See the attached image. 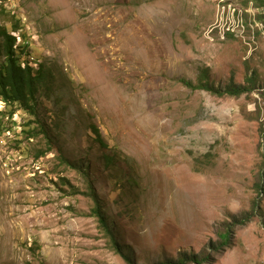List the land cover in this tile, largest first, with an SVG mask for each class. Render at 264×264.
Wrapping results in <instances>:
<instances>
[{
  "label": "rangeland",
  "instance_id": "rangeland-1",
  "mask_svg": "<svg viewBox=\"0 0 264 264\" xmlns=\"http://www.w3.org/2000/svg\"><path fill=\"white\" fill-rule=\"evenodd\" d=\"M1 29L48 75L35 114L0 110V264H126L87 185L137 264L211 251L227 226L207 264H264L260 0H0ZM251 74L238 97L179 80Z\"/></svg>",
  "mask_w": 264,
  "mask_h": 264
},
{
  "label": "trees",
  "instance_id": "trees-1",
  "mask_svg": "<svg viewBox=\"0 0 264 264\" xmlns=\"http://www.w3.org/2000/svg\"><path fill=\"white\" fill-rule=\"evenodd\" d=\"M260 1L264 4V0ZM17 28V25H14L12 31H16ZM0 37V103L4 105L3 107H6L7 104H19L22 109H25L31 114H35L37 93L40 86L42 87L45 83L48 75L47 68L41 63L38 64L36 68L30 63L22 65L19 54L15 49L16 36L6 29H1ZM255 75L256 74H251L246 76L244 83L230 82L223 89L215 87L213 84L208 83V81L199 80L197 83H193L191 80L184 78H180L179 80L191 89H202L219 96L227 94L238 97L242 94H250L255 90L257 84ZM39 130L45 137L46 142L48 144L51 143L50 135L42 125ZM92 132L95 134V138L99 145L102 148H105V142L103 141L98 128L92 126ZM35 133L36 132L32 130L28 131L29 135ZM59 158L67 165L75 168L78 167L75 163H72L61 154ZM85 178L87 181L89 180L88 176ZM84 194H87L93 200L91 211L97 218L100 228L110 238L115 252L123 258L126 264H137L135 259L129 253L124 251L122 245L118 242V239L113 232V228L110 227L111 223L105 214L102 200L93 187L87 185V190L84 191ZM231 230L232 226H227L223 232L218 234V241L209 242V250L211 251L203 254L180 252L179 256L176 258L167 257L152 264H207L211 262L212 258H214V254L220 253L231 244Z\"/></svg>",
  "mask_w": 264,
  "mask_h": 264
},
{
  "label": "bare ground",
  "instance_id": "bare-ground-1",
  "mask_svg": "<svg viewBox=\"0 0 264 264\" xmlns=\"http://www.w3.org/2000/svg\"><path fill=\"white\" fill-rule=\"evenodd\" d=\"M3 106H4V105L0 103V108H3Z\"/></svg>",
  "mask_w": 264,
  "mask_h": 264
}]
</instances>
